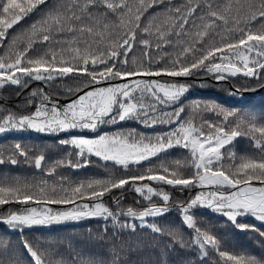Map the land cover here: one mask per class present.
Masks as SVG:
<instances>
[{"label": "snow or ice", "instance_id": "6c2138e0", "mask_svg": "<svg viewBox=\"0 0 264 264\" xmlns=\"http://www.w3.org/2000/svg\"><path fill=\"white\" fill-rule=\"evenodd\" d=\"M150 8L158 11L149 13ZM34 13L40 15L39 20L28 28L21 25L22 31L10 36V29ZM161 14H166L164 21L154 23ZM151 37L155 38V43ZM21 40L22 46L17 47ZM137 44L143 45V56L147 60L137 61L133 57L130 68L129 53ZM0 47L9 48V52L0 54V87L5 84L26 86L29 80L48 82L72 76L76 87L68 91L82 93L62 108L50 101L42 102L31 114L9 113L0 117V133L13 129L52 134L75 130L95 133V138L72 135L59 141L74 149L69 157L74 155L75 161L71 158L57 160L45 167L43 154L29 157L16 144L17 153L8 158L11 164L19 162L18 154L25 157V162H32L37 170L54 176L58 166H87L91 162L87 159L89 156L127 170L130 165L158 157L174 146L187 149L191 154L183 163L176 161V167L162 163L159 170L149 167L140 175L90 180L70 188L55 183L48 187L46 180L37 184L19 180L0 182V206L36 205L0 214V223L19 231L22 237L26 227L85 218L110 220L114 227H130L134 232V223L120 221L121 216H128L139 219L141 226L149 227L153 233L172 237V241L179 242L183 248L188 245L179 233H165L157 224L145 225L146 217L162 216L169 210L171 196L162 188L143 182L170 185L178 191L200 188L202 191L188 201L177 202L182 223L194 233L192 243L197 246L198 255L210 257V253L215 252L223 264H264V258L223 250L216 235L198 226L192 211L211 209L241 230L253 226L239 223L238 217L250 215L264 222V121L249 114L247 118H239V123L230 125L228 118L234 113L220 109L217 115L223 114L222 121H203L197 126L192 119L182 117L184 108L180 98L188 85L144 79L189 77L198 72L212 74L218 81L237 74L260 78L264 75V0H186L180 6L172 4L171 0H137L135 7L131 0H0ZM167 48L174 49V54L165 51L164 57L168 58L160 57L162 64L153 58L152 49ZM22 77L27 79L22 82ZM116 80L123 82L112 83ZM31 95H41L42 101L49 100L42 90L33 91ZM158 105L176 107L169 114L157 112ZM216 107L213 105L210 110L215 111ZM131 120L145 126L158 122L177 126L154 139L138 135L134 129L113 134L100 131L102 125ZM245 124L246 129H242L241 125ZM241 136L250 137L257 152L240 157L236 163L235 153L225 146ZM5 162L0 156V164ZM182 167L191 171L185 174L180 170ZM126 186L150 203L143 210L120 209L118 197H113L117 210L105 204L106 194L120 189L122 195ZM154 196H159L163 204L153 202ZM52 204L73 207L54 212L48 207ZM21 247L31 258L28 264H63L62 261H46V251H39L27 239L22 238ZM0 264L25 262L21 255L9 254L8 243L0 240ZM88 264L98 262L92 260ZM111 264H120L117 256H113Z\"/></svg>", "mask_w": 264, "mask_h": 264}, {"label": "trees", "instance_id": "16d2710c", "mask_svg": "<svg viewBox=\"0 0 264 264\" xmlns=\"http://www.w3.org/2000/svg\"><path fill=\"white\" fill-rule=\"evenodd\" d=\"M135 7L137 0H131ZM171 3L177 6L186 3V0H171ZM43 7V6H42ZM159 7H163L162 5ZM158 11L157 8H150L149 13ZM166 14L159 15L154 23H162ZM148 13H145V17ZM40 19V15L32 14L30 17L22 20L20 24L15 25L9 30L10 36L17 35L21 29L28 28L32 23ZM144 23L147 21L144 20ZM139 39V36H138ZM153 43L155 38L151 37ZM9 43V41H6ZM21 40L17 47L22 46ZM143 45L137 44L132 52L129 53V67H132V59L137 61L147 60L143 56ZM168 51L174 54V49H152L154 59H159L163 63L164 52ZM9 52V48L0 47V54ZM239 63V61H233ZM155 66H159L156 64ZM24 79L22 77V82ZM85 79V77H79ZM144 79H157L160 81H174L188 85V92L180 98V104L184 108L182 113L183 119H192L194 124L199 126L203 121L219 122L223 120V114L217 115L220 109L228 110L234 113L229 116L228 124L239 123V118H247L249 114L257 117L259 121H264V75L260 78H248L242 74L235 77H229L226 80L218 81L213 78L212 74L198 72L189 77H145ZM112 83H116L112 81ZM99 86V85H97ZM76 82L72 76L57 77L48 82H36L29 80L26 86L5 84L0 87V117L9 113L16 115L31 114L42 101V96L33 97V91H43L44 95L52 101H68L75 97L78 92L70 93L69 88L75 89ZM66 99V100H65ZM148 98H146L147 100ZM32 101V103H29ZM215 105L216 110H210ZM175 105L165 106L158 105L157 112L172 113ZM166 119V117H161ZM177 125L168 123H156L152 126H145L136 120L125 121L115 125H102L100 131L113 134L116 132L127 133L135 130L138 135L155 138L156 136L165 135L171 132ZM246 129L247 125H241ZM205 130H207L205 125ZM84 136H95L90 131L80 133ZM75 133H57V134H7L0 138V156L5 159V163L0 164V182H13L16 180L37 184L41 180L48 181V187L53 183L56 185L63 184L65 187H71L79 183H87L90 180L119 178L121 176H133L145 173L149 167L154 171L159 170L162 163L169 167H176V161L185 162L190 158V152L182 147L174 146L166 152L160 153L158 157L142 161L139 165H130L125 170L120 166L113 165L112 162H104L98 157L89 156L91 162L85 167L71 168L68 166H58L54 176H48L44 170H37L32 162H25V157L16 158L18 163L13 165L8 162V158L17 153L16 144L23 148L29 157H35L43 154L45 167H50L57 160L73 161L76 157H69V153L74 149L71 146L60 144L61 139H69ZM225 149H230L235 153L236 163H239L240 157L252 155L257 152L253 147V141L248 136L237 137L232 144L226 145ZM222 149V151H225ZM227 156V153H226ZM227 163V160H226ZM107 165V166H105ZM185 174L191 171L188 167L180 169ZM61 177L64 179L61 180ZM143 183L151 184L157 188H162L171 196L169 201V210L162 216L150 219L151 224H157L165 233L174 231L179 233L187 247H180L179 242H173L172 237L153 233L147 226H140L135 223L136 230L131 228L120 229L119 226L113 225L110 220L100 218H88L74 223L55 225L49 228L32 226L24 228L23 237L17 230H9L5 224L0 223V240L8 243L9 254L15 252L21 255L25 264L30 261V256L24 254L21 247V240L27 239L39 251H46L45 260L62 261L63 264H88L89 261H103L104 264H111L113 256H117L120 264H223L222 258L217 253H210V257H201L198 255L197 246L192 243L194 235L191 229H188L182 223V213L179 210L178 201H188L194 193L200 188L191 190L184 189L178 191L170 185H162L156 182L144 181ZM59 191V189H58ZM115 189L113 192L106 194L103 201L113 210L118 206L113 197L120 200L119 208L126 210L131 207L136 210H142L150 202L143 200L137 193L126 186L123 190ZM137 201H140L137 203ZM153 202H161L158 199H152ZM82 201H77L81 203ZM34 205H21L10 203L0 206V214H7L9 210H21ZM58 208H66L73 205L52 204ZM195 213V219L201 228L207 229L210 233L216 235L219 239L220 246L223 250L237 255H249L256 258H264V225L249 216L238 217L239 223L252 225L246 230L237 228L232 222L228 221L220 213L196 208L192 210ZM127 216H121L120 221L126 222ZM171 242V243H170ZM231 264V262H229Z\"/></svg>", "mask_w": 264, "mask_h": 264}, {"label": "rangeland", "instance_id": "374dc122", "mask_svg": "<svg viewBox=\"0 0 264 264\" xmlns=\"http://www.w3.org/2000/svg\"><path fill=\"white\" fill-rule=\"evenodd\" d=\"M36 82H43V81H36ZM123 81H121V82H116V83H122ZM189 90V89H188ZM188 90L185 92V93H187L188 92ZM184 93V94H185ZM81 95V94H80ZM76 98V97H75ZM75 98H73V99H71V100H68V101H63V102H61V101H52V100H48V101H44L43 103H45V104H48L49 103V101L52 103V104H56L58 107H60V108H62L64 105H67V104H69L72 100H74ZM41 104V103H40ZM88 130H83V131H81V130H75V131H72V132H63V133H75V135H81L80 133H83V132H87ZM7 134H35V135H37V134H52V133H40V132H36L35 130H32V129H21V130H16V129H13V130H10V131H6V132H4V133H0V138L1 137H3V136H5V135H7ZM84 136V135H83ZM85 137H87V138H95V136H92V137H89V136H85ZM153 187H155V188H157L156 186H153ZM200 191H202V189H198L195 193H194V195L192 196V197H194L198 192H200ZM203 191H205V192H207L208 191V189H203ZM152 199H158L159 201H161V202H157L156 204L157 205H162L163 204V201L161 200V198L159 197V196H154V197H152ZM82 203V202H81ZM107 206H109L107 203H105ZM34 206H36V205H34ZM169 206H170V204H169ZM48 207H51L52 209H53V211L54 212H57V211H64V210H68V209H70V208H72L73 206H69V207H66V208H58V207H55V206H52V205H48ZM110 207V206H109ZM111 208V207H110ZM112 209V208H111ZM144 209V208H143ZM142 209V210H143ZM201 209H205V210H210V211H212L211 209H208V208H201ZM218 213V212H217ZM246 216H249V217H252V216H250V215H246ZM158 217V216H157ZM241 217H243V216H241ZM127 221H126V223H128V224H138V225H140L141 226V223H140V220L139 219H133L132 217H128L127 216ZM153 218H155V217H151V216H149V217H146L145 218V225H148V224H151L150 223V219H153ZM252 218H254V217H252ZM85 219H88V218H85ZM85 219H81V220H85ZM255 219V218H254ZM81 220H76V221H72V220H70V221H65V222H62V223H53V224H50V225H35V226H40V227H44V228H49V227H51V226H55V225H62V224H67V223H74V222H78V221H81ZM256 220V219H255ZM257 221V220H256ZM259 223H262L263 225H264V222H261V221H258ZM9 230H12V229H10L7 225H5ZM27 228V227H26ZM13 231H15V230H13Z\"/></svg>", "mask_w": 264, "mask_h": 264}, {"label": "water", "instance_id": "95a60500", "mask_svg": "<svg viewBox=\"0 0 264 264\" xmlns=\"http://www.w3.org/2000/svg\"><path fill=\"white\" fill-rule=\"evenodd\" d=\"M118 81H121V80H116V82H118ZM80 94H82V93L78 92V93L76 94V96H77V95H80ZM76 96H75V97H76Z\"/></svg>", "mask_w": 264, "mask_h": 264}]
</instances>
